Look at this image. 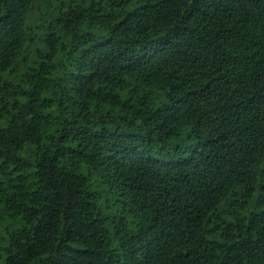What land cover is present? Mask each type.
Segmentation results:
<instances>
[{
  "label": "trees",
  "instance_id": "obj_1",
  "mask_svg": "<svg viewBox=\"0 0 264 264\" xmlns=\"http://www.w3.org/2000/svg\"><path fill=\"white\" fill-rule=\"evenodd\" d=\"M0 264H264V0H0Z\"/></svg>",
  "mask_w": 264,
  "mask_h": 264
}]
</instances>
